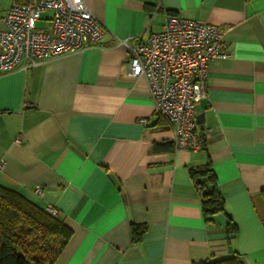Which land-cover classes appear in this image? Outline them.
Instances as JSON below:
<instances>
[{
    "label": "crops",
    "instance_id": "crops-1",
    "mask_svg": "<svg viewBox=\"0 0 264 264\" xmlns=\"http://www.w3.org/2000/svg\"><path fill=\"white\" fill-rule=\"evenodd\" d=\"M19 1L0 0V30ZM83 1L99 40L0 71V186L55 208L72 230L54 264H199L234 254L264 264V0ZM166 14L218 25L229 53L208 64L196 150L175 148L146 80L128 75L129 47L159 31ZM207 162L224 199L210 222L191 176ZM133 224L146 226L139 241Z\"/></svg>",
    "mask_w": 264,
    "mask_h": 264
},
{
    "label": "built area",
    "instance_id": "built-area-1",
    "mask_svg": "<svg viewBox=\"0 0 264 264\" xmlns=\"http://www.w3.org/2000/svg\"><path fill=\"white\" fill-rule=\"evenodd\" d=\"M44 12H49L44 18L46 26L37 28ZM222 34L218 25L166 14L159 31L129 47L128 75L146 80L154 111L169 121L177 149L201 146L195 108L207 98L209 62L229 56ZM102 35L99 22L83 0H20L3 17L0 71L11 70L22 59L29 67L73 52ZM3 165L0 159V168ZM46 211L58 214L50 206Z\"/></svg>",
    "mask_w": 264,
    "mask_h": 264
},
{
    "label": "trees",
    "instance_id": "trees-1",
    "mask_svg": "<svg viewBox=\"0 0 264 264\" xmlns=\"http://www.w3.org/2000/svg\"><path fill=\"white\" fill-rule=\"evenodd\" d=\"M201 142L202 137H201ZM201 193V205L207 222L224 213V199L217 187L210 162L191 171ZM264 208V188L259 194ZM264 229V218L262 220ZM225 229L235 235L237 227L228 217ZM146 226L132 225L134 241H139ZM72 230L57 216L42 209L22 194L0 186V264H54ZM199 264H244L240 256L206 261Z\"/></svg>",
    "mask_w": 264,
    "mask_h": 264
},
{
    "label": "rangeland",
    "instance_id": "rangeland-1",
    "mask_svg": "<svg viewBox=\"0 0 264 264\" xmlns=\"http://www.w3.org/2000/svg\"><path fill=\"white\" fill-rule=\"evenodd\" d=\"M49 12H44L42 15V20H38L36 23L37 28H44L46 26V22L44 20L45 17H48Z\"/></svg>",
    "mask_w": 264,
    "mask_h": 264
},
{
    "label": "water",
    "instance_id": "water-1",
    "mask_svg": "<svg viewBox=\"0 0 264 264\" xmlns=\"http://www.w3.org/2000/svg\"><path fill=\"white\" fill-rule=\"evenodd\" d=\"M200 119H201V115L200 116H196V120L199 122L200 121Z\"/></svg>",
    "mask_w": 264,
    "mask_h": 264
}]
</instances>
